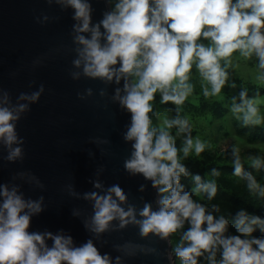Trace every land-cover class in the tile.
<instances>
[{"label": "clouds", "instance_id": "9594fccd", "mask_svg": "<svg viewBox=\"0 0 264 264\" xmlns=\"http://www.w3.org/2000/svg\"><path fill=\"white\" fill-rule=\"evenodd\" d=\"M44 2L70 10L71 44L52 51L73 54V81L103 85L77 91L78 99L98 96L105 109L110 103L128 117L120 130L128 146L121 167L143 182L140 195L131 196L119 182L101 179V164L89 178L92 190L63 185L68 197L90 206L71 209L88 234L77 242L63 228H33V218L48 206L43 194L26 195L23 185L41 193L46 186L30 170L15 171L0 181V264H125L138 256L166 264H264V147L246 148L235 136L215 141L192 111L201 103L220 104L239 127L264 130V0ZM99 3L104 7L94 18ZM59 19L44 12L35 17L39 24ZM44 92L40 83L13 100L0 84V170L4 162H23L25 139L17 124ZM89 142L108 154V137ZM205 153L227 164L193 171L189 162L200 164ZM224 167L231 169L240 203L218 198ZM130 227L138 241L107 238ZM109 245L111 252L101 251Z\"/></svg>", "mask_w": 264, "mask_h": 264}, {"label": "water", "instance_id": "95a60500", "mask_svg": "<svg viewBox=\"0 0 264 264\" xmlns=\"http://www.w3.org/2000/svg\"><path fill=\"white\" fill-rule=\"evenodd\" d=\"M94 7L97 10L94 18H99L104 5L99 3ZM42 12L60 19L39 24L35 17ZM70 15V10L61 12L55 5L49 7L44 0H0V84L10 91L13 100L21 91H34L40 83L45 85L39 102L31 105V111L17 124L19 135L25 139V158L22 163L4 162L0 181L7 182L12 173L21 169L32 171L45 184L46 190L41 193L27 184L22 190L33 198L43 194L48 206L33 218V228L51 231L63 228L81 242L88 234L80 219L71 215V209L78 206L90 210V206L86 201L68 197L62 191L63 185L72 182L79 192L92 190L89 178L101 164L105 166L101 179L106 184L119 182L131 196L140 195L137 188L143 181L140 177H128L121 167L128 146L121 140L120 130L128 117L110 103L105 109V101L98 96L78 99L77 91L82 92L87 87L96 90L103 85L84 78L73 81L68 75L73 54L52 51L62 44L70 46ZM46 53L44 63L33 68L32 61ZM33 80L35 84L30 89L28 84ZM93 136L111 140L110 145L103 146L108 154L101 155L97 146L89 142ZM89 150L94 153L93 157H89ZM144 195L151 199V189ZM107 238L117 242L121 238L139 240L136 229L131 227ZM158 246L166 245L160 243ZM101 251L111 252L112 249L109 245ZM125 264H166V261L138 256L126 260Z\"/></svg>", "mask_w": 264, "mask_h": 264}, {"label": "rangeland", "instance_id": "374dc122", "mask_svg": "<svg viewBox=\"0 0 264 264\" xmlns=\"http://www.w3.org/2000/svg\"><path fill=\"white\" fill-rule=\"evenodd\" d=\"M196 109L197 111H193V113L195 117L202 122V131L206 132L211 139L223 141L235 136L246 148L255 149L257 147H264V130H262V133L261 130L258 129L260 134L254 135L253 129H243L239 127L237 122L231 118L227 109L220 104L201 103ZM208 157L225 160L218 154H208ZM224 179H230L234 183V179L229 177V175H222L220 180L224 181Z\"/></svg>", "mask_w": 264, "mask_h": 264}, {"label": "trees", "instance_id": "16d2710c", "mask_svg": "<svg viewBox=\"0 0 264 264\" xmlns=\"http://www.w3.org/2000/svg\"><path fill=\"white\" fill-rule=\"evenodd\" d=\"M192 111H197L196 108L192 109ZM252 130V129H251ZM254 135H259L260 131L258 129H253ZM262 132V130H261ZM263 133V132H262ZM193 171H203V167L206 165L208 167L215 166L217 164H227V161L217 159L215 157H208V153L204 154V158L200 164L195 162H189ZM224 176L229 175L231 177V169L228 167H224L221 169ZM221 187L223 191L218 194V198H223L225 200H232L234 203H240V201L236 200L235 196L239 194V187L235 185L230 179H224L221 181ZM249 210H252L251 207Z\"/></svg>", "mask_w": 264, "mask_h": 264}]
</instances>
